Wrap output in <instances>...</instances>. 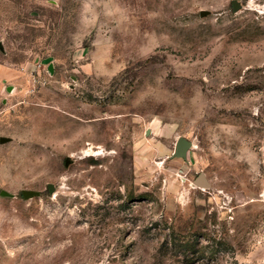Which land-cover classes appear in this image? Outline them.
Here are the masks:
<instances>
[{
	"label": "rangeland",
	"instance_id": "rangeland-1",
	"mask_svg": "<svg viewBox=\"0 0 264 264\" xmlns=\"http://www.w3.org/2000/svg\"><path fill=\"white\" fill-rule=\"evenodd\" d=\"M232 1L0 0V264H264V0Z\"/></svg>",
	"mask_w": 264,
	"mask_h": 264
},
{
	"label": "water",
	"instance_id": "water-1",
	"mask_svg": "<svg viewBox=\"0 0 264 264\" xmlns=\"http://www.w3.org/2000/svg\"><path fill=\"white\" fill-rule=\"evenodd\" d=\"M239 7V5L237 4L236 0L232 1V8L233 10H236ZM9 141V138L6 136H0V143H4ZM192 143L190 140L186 139L185 137H178L176 142H175V146H174V150L172 152V156L173 157H180L185 159L186 158V154L187 151L189 150V148L191 147ZM194 184L198 185V186H205L207 187L209 185V182L207 181L205 175L203 172H200L194 179ZM49 189L51 190V186H48ZM1 195H7L8 193L4 190L0 191ZM23 196L26 198L30 195H32L31 191H27V190H23L22 191Z\"/></svg>",
	"mask_w": 264,
	"mask_h": 264
}]
</instances>
